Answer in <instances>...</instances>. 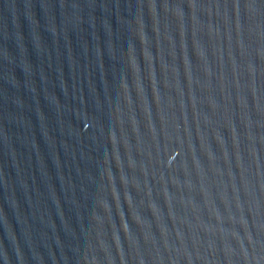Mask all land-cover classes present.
<instances>
[{
    "label": "water",
    "instance_id": "1",
    "mask_svg": "<svg viewBox=\"0 0 264 264\" xmlns=\"http://www.w3.org/2000/svg\"><path fill=\"white\" fill-rule=\"evenodd\" d=\"M0 264H264V0H0Z\"/></svg>",
    "mask_w": 264,
    "mask_h": 264
}]
</instances>
